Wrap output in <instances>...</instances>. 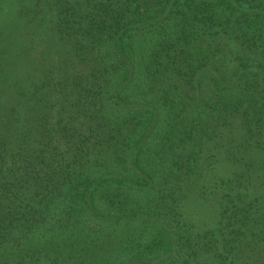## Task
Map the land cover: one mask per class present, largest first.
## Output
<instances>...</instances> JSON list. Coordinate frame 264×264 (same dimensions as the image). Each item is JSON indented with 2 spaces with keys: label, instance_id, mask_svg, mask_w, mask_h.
Returning a JSON list of instances; mask_svg holds the SVG:
<instances>
[{
  "label": "trees",
  "instance_id": "trees-1",
  "mask_svg": "<svg viewBox=\"0 0 264 264\" xmlns=\"http://www.w3.org/2000/svg\"><path fill=\"white\" fill-rule=\"evenodd\" d=\"M53 2L70 69L0 31V264H264V0Z\"/></svg>",
  "mask_w": 264,
  "mask_h": 264
},
{
  "label": "rangeland",
  "instance_id": "rangeland-1",
  "mask_svg": "<svg viewBox=\"0 0 264 264\" xmlns=\"http://www.w3.org/2000/svg\"><path fill=\"white\" fill-rule=\"evenodd\" d=\"M54 0H0V31L3 34L10 33L11 28L20 25L28 33L26 38L32 39L33 48L30 54H35L42 60L43 66L37 67L60 72L62 69H70L71 56L66 50V44L52 33L51 28L56 21ZM31 10H26L27 8ZM12 32H15L13 29ZM25 36V35H23ZM3 37V36H1ZM30 39V40H31ZM32 68V67H31ZM80 71L86 72L89 64L78 62ZM30 67L24 68L29 70ZM41 77L45 74L41 69L38 72ZM37 73H33L36 76Z\"/></svg>",
  "mask_w": 264,
  "mask_h": 264
}]
</instances>
